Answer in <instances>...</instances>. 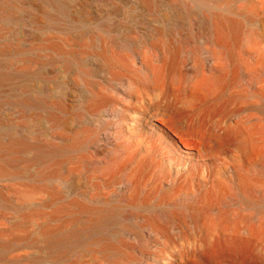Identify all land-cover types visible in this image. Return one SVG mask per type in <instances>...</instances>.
I'll return each instance as SVG.
<instances>
[{"label":"rangeland","instance_id":"1","mask_svg":"<svg viewBox=\"0 0 264 264\" xmlns=\"http://www.w3.org/2000/svg\"><path fill=\"white\" fill-rule=\"evenodd\" d=\"M26 1L0 19L7 50L0 68L26 74L27 94L62 107L0 108V144L16 137L31 145L17 159L0 149L7 165L0 175V264H264V0L219 3L254 19L244 32L256 39L242 33L233 61L226 58L231 39L220 43L213 31L184 45L171 69L163 45L155 47L159 30L175 27L178 14L186 27L180 32L188 33L189 18L204 9L199 2L190 12L160 7L153 15L130 0L118 12L108 2L96 18L90 12L97 0H58L69 22L58 29L43 0ZM49 39L73 52L68 65L43 47ZM83 48L89 55L81 60ZM101 49L112 60L105 71L88 63ZM127 81L170 104L185 130L189 148L173 135L189 155L172 163L170 178L162 163L167 150L129 119L138 105L123 93ZM20 89L3 84L0 95ZM96 101L101 110H93ZM85 129L95 135L82 140ZM230 130L239 132H231L234 146L216 155L214 132ZM84 206L116 212L105 225Z\"/></svg>","mask_w":264,"mask_h":264},{"label":"bare ground","instance_id":"2","mask_svg":"<svg viewBox=\"0 0 264 264\" xmlns=\"http://www.w3.org/2000/svg\"><path fill=\"white\" fill-rule=\"evenodd\" d=\"M25 1L24 0H0V19H4L5 21H7L10 18H12L14 16L15 9L19 7L20 5L25 4ZM43 1L47 5V7L43 6V9L46 10V12H48L51 15L54 21H56L55 27H57L58 29H63L65 28V25H69V22L64 20V18L61 16L62 12L60 10V3L58 0H43ZM130 1H132L135 5L139 6L142 9V12L148 15L155 14L160 7H165L166 9L173 11V13H177V12L181 13L183 12V8L186 11L190 12V10L194 9L193 7L194 5L192 4L197 3V2L199 3L196 5L204 8L201 12L189 18L188 33L186 31L184 34L180 32V29L182 26L184 27V30H186V27L183 21L181 20L180 15L178 14H176L175 17L172 19L173 20L172 24L175 25V27L172 28L169 26L166 31L159 30V39H158V42L155 44V47L157 48L159 45H163L165 50L168 52L167 59H166L167 69H171L176 65V63L178 62V56H179L178 54L184 45H186L188 42H192L197 37H200V36L202 37V35L210 34L213 31H216L217 34L219 35L220 43H224L227 37L231 39L233 45L228 46L226 49V58L229 61L234 60L233 46L237 45L242 33L246 35L249 42H254L256 39V35L250 32H248V34L247 32L246 33L244 32L245 31L244 27H246L249 24L252 25L254 21L253 17L249 13L244 12V11L234 12L232 9L230 8L228 9L226 6L220 7V4L226 0H130ZM228 1L230 2V0ZM108 2L114 3V5L117 8V9L115 8V12H118L122 9L121 4H126L128 0H97L96 4L93 5L94 8L90 12V14L96 18H101V13L104 11V3H108ZM38 5H40V7L42 6L41 4H38ZM224 5H228V4H224ZM49 7H52L53 10H49L48 9ZM119 7H121V9ZM209 9H213V10H209ZM40 13H42V11ZM169 22L167 21L166 23L169 24ZM118 26H121V25H118ZM4 31L5 29L0 27V34H2ZM172 37H175V39H173ZM43 47L52 49V51L62 56H65L64 57L65 64L68 65L70 63L72 56H73L72 54L73 52H67L64 54L58 43L52 42L51 39L45 40L43 43ZM161 48L162 47H158L157 49H161ZM8 49H11V48H8ZM0 51L6 52L7 50L5 47L4 48L0 47ZM85 55H89L88 49L83 48L80 52V59L82 60L83 58H85ZM88 63L94 65V67L98 68L101 71H105L111 66L112 60L105 53L104 49H101V51L98 52V54H94L88 57ZM33 64L35 65V63ZM81 66H84V65L82 64ZM146 71L149 72L148 66L146 68ZM81 73L85 77L89 78L91 75V70L83 67L81 69ZM24 75L26 76V74L12 73L11 71H5L0 68V86L3 84H12V85L18 84L21 86V89L19 90L20 93L14 97L10 98L9 95H5V94L0 95V108L6 107V106L12 107V105L13 106L24 105L28 108L29 107L30 108L31 107L47 108L50 105L52 109H55L57 107H60V108L62 107L60 102H54L51 105L45 102L46 100L44 101L40 99H35L31 95L27 94L26 91L29 92L30 88L27 85V82L24 81V78H25ZM237 76L238 74L235 71L234 76H233V81L237 79ZM108 81L111 83L117 82L114 76H111L110 78H108ZM202 84L203 82L200 83V85ZM148 87L151 88L152 90L155 89L153 85H149ZM13 89L17 90V87L14 86ZM122 90L125 96L127 97V99L129 100V102L135 105H138L137 110L133 111L134 116L129 117V119L134 122L133 128L136 129L138 132H140L141 136L143 135L146 137L147 136L157 137L159 146L167 150L169 154L168 155L169 160L168 162L164 161L162 163H164V165H167L166 163H169V166H168L169 168H167L166 177L170 178L171 173H172V168H171L172 163L176 164L180 160H182L183 159L182 155H187V154L189 155V151L183 150V148L190 147V144L185 141V140H188V137L186 138L182 136V133H181L185 131L184 128L180 125L178 117L175 115L174 111H172L170 104L161 103L159 98L158 99L155 98L154 96H152L151 93H150V97L144 96V93H141V91L139 90V86L133 82L127 81L126 84L123 85ZM45 103H47L48 106ZM102 106H103L102 102L96 101L93 105V110L95 111L101 110ZM50 107L48 109H50ZM51 120L53 121V124H54L56 123V121L59 120V118L58 117L51 118ZM128 129H129L128 134L130 135L129 137H134V140H135V133L132 132V127ZM231 132L239 133L236 130L226 131L225 133H221V134H219L218 131L214 132L213 136L215 137V143L213 144L212 149L215 151L216 155L226 152L231 147L234 146V144L232 143ZM80 133H81L80 137H82V140H88V138L95 135L94 131L92 132L90 129H85L81 131ZM173 133L177 134L178 136L180 135L179 140L181 141L183 148L179 146V144L176 142L177 139L175 138ZM23 139H20V138L18 139L16 137H10L8 140H11V141L8 142L5 145V147L0 144V149L4 148L5 150L11 151L12 154L13 153L17 154L15 157V159H17L18 154L20 152L27 150L31 147V145H29L26 141H23ZM201 149L204 151L207 150L205 146L201 147ZM35 161H37V158L30 160V164H33ZM6 166H7L6 164L0 161V175L4 174L7 171ZM220 181L222 180L220 179ZM84 208L87 209L89 212L97 215L98 219H100L101 221L100 223H105V225L112 222L113 220L112 214L116 212V208H113V207H110L107 209H101V208L93 207V206H90V207L84 206ZM134 216H137V214H135ZM167 222H169V220H167ZM60 241L61 240H58L57 243H59ZM170 264H174V263L171 262Z\"/></svg>","mask_w":264,"mask_h":264}]
</instances>
